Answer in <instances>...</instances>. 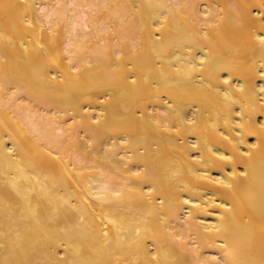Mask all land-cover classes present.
<instances>
[{
	"label": "bare ground",
	"instance_id": "1",
	"mask_svg": "<svg viewBox=\"0 0 264 264\" xmlns=\"http://www.w3.org/2000/svg\"><path fill=\"white\" fill-rule=\"evenodd\" d=\"M0 264H264V0H0Z\"/></svg>",
	"mask_w": 264,
	"mask_h": 264
}]
</instances>
